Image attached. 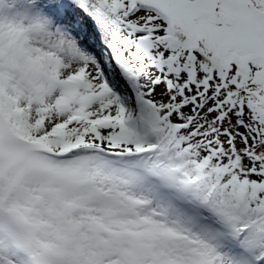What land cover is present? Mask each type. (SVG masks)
Wrapping results in <instances>:
<instances>
[{
	"label": "snow or ice",
	"instance_id": "6c2138e0",
	"mask_svg": "<svg viewBox=\"0 0 264 264\" xmlns=\"http://www.w3.org/2000/svg\"><path fill=\"white\" fill-rule=\"evenodd\" d=\"M0 264H264V0H0Z\"/></svg>",
	"mask_w": 264,
	"mask_h": 264
}]
</instances>
